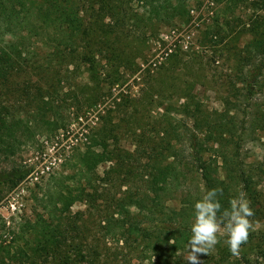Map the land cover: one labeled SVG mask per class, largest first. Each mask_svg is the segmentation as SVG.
<instances>
[{
    "label": "rangeland",
    "instance_id": "rangeland-1",
    "mask_svg": "<svg viewBox=\"0 0 264 264\" xmlns=\"http://www.w3.org/2000/svg\"><path fill=\"white\" fill-rule=\"evenodd\" d=\"M75 1L88 34L69 51L70 64L60 65L46 34L30 33L16 39L25 45L27 62L15 63L0 83V101L30 129L13 156H0V245L30 247L31 226L40 216L49 218L46 208H55L58 190L78 191L83 185L93 193L91 201H76L66 212L54 210L64 235L47 264H140L137 243L104 232L101 219L114 210L107 202L129 193L142 198L146 179L141 173L154 162L173 160L181 152L180 159L190 162L185 140L192 119L184 110L199 102L207 111L225 112L231 129L223 149L226 161L221 151L205 158L232 184L233 198L243 193L254 212L239 255H232L227 237L218 235L200 262L227 255L236 264H264V70L251 93L239 82L244 46L264 37V0H239L233 8L227 0H187L189 14H171L167 20L158 17L166 0ZM44 93L54 107L37 106ZM103 139L117 168L110 187L101 178L112 161L91 173L80 163L84 153L103 150ZM188 165L179 186L161 192L156 201L153 193L140 210L130 207L137 223L148 229L163 227L164 218H174L173 210L188 209L177 219L188 226L179 231L176 256L183 262L194 205L204 194L201 178ZM241 174L247 182L235 183L232 176ZM23 227L26 239L18 234ZM0 264L14 263L0 259Z\"/></svg>",
    "mask_w": 264,
    "mask_h": 264
},
{
    "label": "trees",
    "instance_id": "trees-1",
    "mask_svg": "<svg viewBox=\"0 0 264 264\" xmlns=\"http://www.w3.org/2000/svg\"><path fill=\"white\" fill-rule=\"evenodd\" d=\"M173 1L176 2L173 3ZM227 2L233 8L238 6L239 0H227ZM165 4L162 12L160 9L158 10L159 19L167 20V17H170L171 14L173 16H186L189 14L187 0H166ZM36 21L42 23L38 26ZM30 33L35 36L46 34V37L50 38L46 43L54 47V56H57V60L62 66L63 64H70L69 60L72 53L69 51L76 48L77 42L81 40L80 36L88 34V26L86 27L75 0H43L41 2L37 0H0V83L7 78L9 70L12 69L15 63L22 65L27 62L23 58L25 45L22 44V41L19 42L16 39L25 38ZM58 34H61V37L65 36V38H56ZM243 52L244 55L241 54L239 58L242 61L239 82L243 85L242 89H246L251 93L264 70V37L253 38L247 42ZM45 97L48 96L44 93L37 106H42V108L54 107L52 102L44 101ZM43 101L45 104H40ZM185 108L184 112L192 119L190 132L187 135V140H185L188 144L186 149L189 150L190 162L187 163L180 159L181 152L179 155H175L173 160L168 161L169 158L166 157L165 160L154 162L150 169L144 168L141 173L142 178L146 179L144 196L135 198L134 194L129 193L118 200H108L107 207L111 208L113 203L114 210L101 219V226L106 235L119 240L123 239L125 242L137 243L141 247L140 264H146V261L153 264H186V262L178 260L176 253L182 245L180 239L182 233L179 231L188 226L177 221V219L179 216L187 214L188 209L173 210L174 218L169 217V214H167L166 217L169 218H164L166 224L163 227L148 229L137 223L130 212V207H136L140 210L144 207L143 201H145V198L151 197L153 193H155L156 201L161 192L168 191L172 186H179L180 178L186 177L185 168L189 167V163H192L201 178L203 193L214 187L223 189L222 195L218 197L222 210L230 206L229 201L233 198L232 184L218 177L217 170L212 164L213 161L205 158L207 152H211V154L223 152V149L226 148V142L228 141L226 140V133L231 132L225 120L227 114L225 112L207 111L199 102L192 105L186 104ZM22 123L23 121L0 101V156L2 154L6 157L13 156L21 137L29 135L28 124L23 126ZM101 146H103L101 152L90 151L80 157L81 168L83 167L87 173H91L96 170L100 163L112 161L113 165L105 171V175L101 178L110 187L113 186L112 183L115 181L112 174L117 169L116 163L113 161L115 159L114 151L108 149L106 139H103ZM222 156L223 160L226 161L227 158L224 152ZM119 165L123 166L122 164ZM81 168L82 173L84 170ZM24 175L25 173L22 174V176ZM18 178L15 176L16 182ZM242 178L246 183L247 179L243 174L232 176L233 181H236L235 183L240 180L242 182ZM125 179L127 178L125 177ZM90 182L91 178L88 177V183ZM66 191L62 188L59 189L55 208H46L49 218L40 216L36 223L32 224V232L30 233L32 244L30 247L27 243L24 246H15V248L11 244H1V260L5 259L7 263L12 262L14 264H47L48 258L61 248L59 237L64 235V230L56 222L54 210L66 212L70 210L76 201L89 202L94 197L93 193L85 190L83 185H80L78 191L77 188H67ZM116 209L121 218H115ZM174 224L176 225L174 226ZM14 233L16 236L19 234L21 239L27 237L24 234V227L20 233L16 234L15 231ZM261 255L264 259V244L261 248ZM39 259L41 260L39 261ZM200 264L236 263L229 256L221 255L208 257Z\"/></svg>",
    "mask_w": 264,
    "mask_h": 264
},
{
    "label": "clouds",
    "instance_id": "clouds-1",
    "mask_svg": "<svg viewBox=\"0 0 264 264\" xmlns=\"http://www.w3.org/2000/svg\"><path fill=\"white\" fill-rule=\"evenodd\" d=\"M222 193V188L214 187L195 202L191 237L184 256L186 264H200L199 257L215 247L218 235L227 237L225 244L232 255H239L241 245L248 241L253 209L244 194L240 193L229 201L228 208L222 210L218 199Z\"/></svg>",
    "mask_w": 264,
    "mask_h": 264
}]
</instances>
